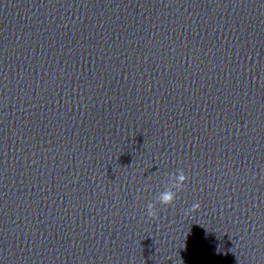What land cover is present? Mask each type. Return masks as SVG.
Wrapping results in <instances>:
<instances>
[{"label":"water","instance_id":"95a60500","mask_svg":"<svg viewBox=\"0 0 264 264\" xmlns=\"http://www.w3.org/2000/svg\"><path fill=\"white\" fill-rule=\"evenodd\" d=\"M0 264H264V0H0Z\"/></svg>","mask_w":264,"mask_h":264},{"label":"clouds","instance_id":"9594fccd","mask_svg":"<svg viewBox=\"0 0 264 264\" xmlns=\"http://www.w3.org/2000/svg\"><path fill=\"white\" fill-rule=\"evenodd\" d=\"M174 178V187L176 189L175 192L173 191H165L163 193H161L160 197H159V205L163 206V207H167L169 205H171L176 197V192L180 191L183 187V185L186 182V176L184 174L183 171H180L176 174L173 175ZM199 208L198 204H193L191 211L195 212L197 211ZM147 216L149 218L155 219L157 216L156 213V206H154L152 203H149L147 205Z\"/></svg>","mask_w":264,"mask_h":264}]
</instances>
